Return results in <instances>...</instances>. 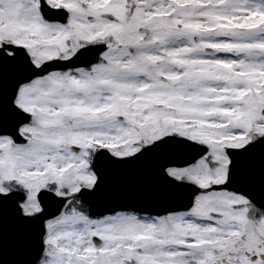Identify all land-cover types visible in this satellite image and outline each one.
<instances>
[{
  "label": "snow or ice",
  "instance_id": "1",
  "mask_svg": "<svg viewBox=\"0 0 264 264\" xmlns=\"http://www.w3.org/2000/svg\"><path fill=\"white\" fill-rule=\"evenodd\" d=\"M0 264H264V0H0Z\"/></svg>",
  "mask_w": 264,
  "mask_h": 264
}]
</instances>
